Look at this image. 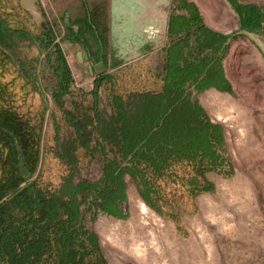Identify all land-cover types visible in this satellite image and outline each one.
Instances as JSON below:
<instances>
[{"label": "trees", "instance_id": "16d2710c", "mask_svg": "<svg viewBox=\"0 0 264 264\" xmlns=\"http://www.w3.org/2000/svg\"><path fill=\"white\" fill-rule=\"evenodd\" d=\"M17 37L29 39L31 34L13 32L0 14V54L12 63L7 49ZM55 53L59 81L54 98L62 103L71 84L70 69L58 46ZM181 59L183 50H173L162 91L133 93L128 99L116 95L109 116L99 108L95 92L93 113L71 117L74 138L61 140L60 126L55 125L56 156L68 172L54 189L36 177L43 161L47 108L42 90H35L42 105L37 111L2 105L0 71V264H106L98 235L86 221V204L125 218L126 174L136 181L145 202L156 208L160 180L177 162L198 163L201 172L217 163L224 127L192 99L187 84L198 82L201 72L195 74L190 64L182 66ZM224 79L228 88H217L232 92ZM214 85L197 89L202 92ZM80 147L98 162L81 165Z\"/></svg>", "mask_w": 264, "mask_h": 264}, {"label": "rangeland", "instance_id": "374dc122", "mask_svg": "<svg viewBox=\"0 0 264 264\" xmlns=\"http://www.w3.org/2000/svg\"><path fill=\"white\" fill-rule=\"evenodd\" d=\"M1 5L10 15L18 9V0H0V14ZM263 15L264 6L254 21H261ZM9 19L12 26L20 25L13 15ZM30 34L29 39L17 37L8 44L13 63L0 54L1 104L23 112L37 111L42 105L35 90H42L47 108L43 112V161L36 177L54 189L68 172L56 156L55 125L60 126L61 140L74 138L66 111L73 116L92 113V98L70 95L62 103L56 102L51 90L58 83L54 69L57 56L39 40L40 33ZM236 57L230 73L233 97L222 110L208 111L205 102L207 97L218 98L215 88L193 96L194 89L188 87L192 99L209 118L224 127L225 143L213 167L201 172L198 163L177 162L161 178L157 207L147 204L151 208L147 213L134 210L131 195L143 198L129 174L125 175L127 217H114L92 203L83 207L86 221L98 235L106 264H264V64L257 63L242 43ZM91 86L82 83L80 88L91 90ZM127 90L124 69L103 81L100 108L105 115L113 111L114 96L129 98ZM242 99L249 103L244 105ZM77 155L83 166L98 162L82 147Z\"/></svg>", "mask_w": 264, "mask_h": 264}, {"label": "crops", "instance_id": "0c3cea01", "mask_svg": "<svg viewBox=\"0 0 264 264\" xmlns=\"http://www.w3.org/2000/svg\"><path fill=\"white\" fill-rule=\"evenodd\" d=\"M262 6L264 0H39L42 18L35 22L18 0V9L10 15L1 5V20L13 32L40 33L39 40L52 54L56 55V46L61 49L71 80L62 101L70 95L83 100L91 97L93 107L97 92L100 108L102 83L119 70L124 69L128 94L160 92L166 83L171 50H183L179 63L184 66L204 58L197 50L207 56L217 46L215 41L229 39L222 62L225 78L233 89L230 73L235 69L241 43L250 49L257 63L264 64L258 47L246 36L236 34L246 29L264 40V15L261 21L253 19ZM12 15L20 20L17 28L10 24ZM47 33L50 37L43 42ZM82 83L91 84V90L80 88ZM187 87L191 89L192 82ZM55 89L51 90L53 97ZM214 91L218 98L205 99L208 111L222 110L233 97L230 92ZM241 102L249 103L246 99ZM66 113L72 122L73 115Z\"/></svg>", "mask_w": 264, "mask_h": 264}, {"label": "flooded vegetation", "instance_id": "af4514ba", "mask_svg": "<svg viewBox=\"0 0 264 264\" xmlns=\"http://www.w3.org/2000/svg\"><path fill=\"white\" fill-rule=\"evenodd\" d=\"M44 36H45L44 38H46L48 40V38L50 37V34L47 33ZM215 43L217 44L216 47H219L218 49L213 50V52H209V54L207 56H205L202 53V50H197L196 53L202 54V56H204V58L203 59L201 58V60L197 63H190V65H192V70H194L195 74H198V72H201V74L198 77V82L192 83V88L194 86V88H193L194 91L197 90V92H198L197 87L202 85V84L214 83L216 86L215 85L212 86V88H215L213 90H218V91L220 90L223 92H227L225 90L218 89L217 86L224 87L225 89L228 88V85L224 79L225 73H224L222 61H223V57L225 56V54L227 53V51L229 49V44H227V40L222 42L221 46H219L220 43L218 41H215ZM171 52H173V50H171ZM130 198H129V204H130ZM138 198L141 199L139 196H138ZM141 200L143 201V199H141ZM143 202L146 204L148 209H151L145 201H143ZM131 203H132V201H131ZM103 218H104V216L101 215L98 221L101 222Z\"/></svg>", "mask_w": 264, "mask_h": 264}, {"label": "water", "instance_id": "95a60500", "mask_svg": "<svg viewBox=\"0 0 264 264\" xmlns=\"http://www.w3.org/2000/svg\"><path fill=\"white\" fill-rule=\"evenodd\" d=\"M20 5L23 9L27 10L30 13L31 21L38 22V20L42 18L39 12V0H20ZM236 34L243 35L249 38L264 55V40L261 38L260 34L246 29H242ZM230 41L231 39L228 40L227 44H229ZM197 93V90L194 91V95H196Z\"/></svg>", "mask_w": 264, "mask_h": 264}, {"label": "bare ground", "instance_id": "6f19581e", "mask_svg": "<svg viewBox=\"0 0 264 264\" xmlns=\"http://www.w3.org/2000/svg\"><path fill=\"white\" fill-rule=\"evenodd\" d=\"M220 115H222V114L219 113L218 116H220ZM131 201H132L135 212L136 211H138L140 213H147L148 212V208H147L146 204L143 201H141V199L138 200L134 194L131 195Z\"/></svg>", "mask_w": 264, "mask_h": 264}]
</instances>
